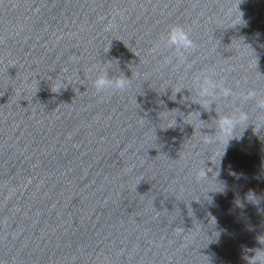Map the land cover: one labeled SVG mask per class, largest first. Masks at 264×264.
<instances>
[{
    "label": "water",
    "instance_id": "95a60500",
    "mask_svg": "<svg viewBox=\"0 0 264 264\" xmlns=\"http://www.w3.org/2000/svg\"><path fill=\"white\" fill-rule=\"evenodd\" d=\"M238 10L233 26L232 0H0V264H248L264 248V129L241 126L219 161L201 143L215 105L174 99L208 68L264 92V0ZM173 25L197 45L188 71L151 51ZM109 61L139 76L102 98L87 69Z\"/></svg>",
    "mask_w": 264,
    "mask_h": 264
},
{
    "label": "clouds",
    "instance_id": "9594fccd",
    "mask_svg": "<svg viewBox=\"0 0 264 264\" xmlns=\"http://www.w3.org/2000/svg\"><path fill=\"white\" fill-rule=\"evenodd\" d=\"M238 2L239 0H232L236 11L239 13L237 20L233 21V26L241 22V13L238 10ZM229 11H231V9H229ZM161 43L164 47L174 51L177 61L175 67L179 68L180 65L183 64L185 71H188L192 68V65L186 62V53L195 51L197 45L191 38L190 32L188 30H186L181 25L171 26L167 33L161 37L160 43L155 44L151 51L156 52L160 48ZM242 45L246 46L252 52L248 45L243 43ZM72 59L75 60L76 57H73ZM172 59V56L164 57L162 62L163 65L167 66L171 64ZM111 66L112 62L109 61L105 62L103 66L92 65L87 69L88 73L94 74L92 86L95 89V92L98 95H101L102 98L105 94L125 92L131 87L133 76H139V73H133L131 78L124 76L122 73L119 75L110 76L108 68ZM215 77H219V73H217L214 68L202 69L198 71L191 78L189 85L181 84L175 89L174 99L176 93H180L182 90L187 89L191 95L186 99L190 98L192 103L198 104L203 110L210 111L212 110V106L215 105L214 111L216 116L212 121L215 128L214 133L202 134L201 131L200 133L202 136V144L206 146L220 144L223 145L222 154L219 155L220 161L226 146L231 139L238 136L237 131L241 129V126H243L244 130L251 123L254 125V129H257L258 125L264 129V92L251 87L237 92L232 87L226 86L224 77H219L218 79ZM222 99L228 101V103L225 104V107L228 109L227 111L218 110L219 105L217 102ZM237 100L242 102L253 101L255 116L253 117L249 110H245L243 107L237 104ZM172 112L173 110L162 111L159 113L161 124L165 125L160 127L161 129L172 128L176 125L175 117L177 115V111L175 110L174 115H172ZM193 113H198V118L200 117L199 111L191 112L185 117H188ZM253 120H255V123ZM201 129L203 128H200V130ZM210 161L213 163L212 160ZM209 171H211V169L204 167V163L201 167L196 168L194 170V179L196 183L204 185L208 181L213 180L208 175ZM259 242L264 245V236L259 238ZM246 259L248 260V264H264V248L255 250V254L251 257H246Z\"/></svg>",
    "mask_w": 264,
    "mask_h": 264
}]
</instances>
